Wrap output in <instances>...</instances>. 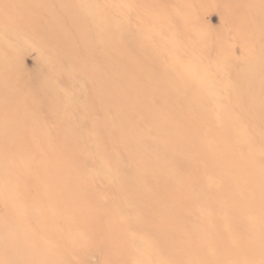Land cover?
<instances>
[{"label":"rangeland","instance_id":"obj_1","mask_svg":"<svg viewBox=\"0 0 264 264\" xmlns=\"http://www.w3.org/2000/svg\"><path fill=\"white\" fill-rule=\"evenodd\" d=\"M0 264H264V0H0Z\"/></svg>","mask_w":264,"mask_h":264}]
</instances>
